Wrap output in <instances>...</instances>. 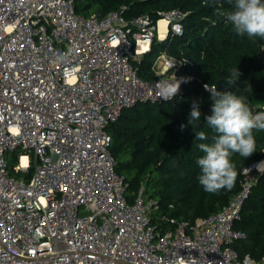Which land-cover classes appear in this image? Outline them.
Wrapping results in <instances>:
<instances>
[{
    "label": "built area",
    "instance_id": "2783aa9c",
    "mask_svg": "<svg viewBox=\"0 0 264 264\" xmlns=\"http://www.w3.org/2000/svg\"><path fill=\"white\" fill-rule=\"evenodd\" d=\"M124 9L83 16L74 0H0V264H264L231 247L245 237L233 224L264 157L242 170L228 205L193 223H154L142 187L128 200L107 125L139 101H164L159 80L192 75L166 50L149 80L134 64L155 35L182 34L184 13L162 16L160 38L159 20Z\"/></svg>",
    "mask_w": 264,
    "mask_h": 264
},
{
    "label": "trees",
    "instance_id": "16d2710c",
    "mask_svg": "<svg viewBox=\"0 0 264 264\" xmlns=\"http://www.w3.org/2000/svg\"><path fill=\"white\" fill-rule=\"evenodd\" d=\"M264 2V0H262ZM78 14L104 16L125 6L122 14L131 19L148 15L153 22L166 13L179 9L182 34L151 41L148 51L134 64L143 79L154 77L152 66L162 50L183 58V72L192 78L182 83V92L170 100L139 101L122 110L120 117L106 127L111 136L109 151L116 162V172L127 183L131 202L142 187L153 202L151 218L162 226L161 217L193 223L228 205L241 190L245 174L242 170L264 157V130L253 129L254 152L247 158L233 153L230 157L238 172L231 190L206 192L199 184L202 171L197 161L203 155L200 143H213L216 133L207 124L212 114V94L231 91L242 97L252 112L264 107V37L239 35L227 18L234 11V0H74ZM240 76L233 85L225 80L233 69ZM198 105L200 120L190 124V112ZM181 125H185L181 130ZM204 131L207 140H196V132ZM14 160L9 161L13 165ZM32 171H29L27 177ZM233 228L245 237L236 238L231 247L240 256L249 254L255 261L264 257V169L257 174L245 197L240 217Z\"/></svg>",
    "mask_w": 264,
    "mask_h": 264
},
{
    "label": "clouds",
    "instance_id": "9594fccd",
    "mask_svg": "<svg viewBox=\"0 0 264 264\" xmlns=\"http://www.w3.org/2000/svg\"><path fill=\"white\" fill-rule=\"evenodd\" d=\"M234 11L227 14L228 20L239 35L247 34L249 37H264V2L262 0H234ZM175 66L169 61L168 68ZM240 76L239 71L233 69L225 80L227 85H233ZM189 78L181 77L179 80L173 74L171 80H159L155 87L157 97L164 100L172 99L181 86ZM209 87L205 85L207 90ZM212 114L206 117L207 124L216 133L213 143H200L198 148L203 155L197 163L201 168L199 184L209 193L221 189L231 190L237 180L238 172L231 162V155L238 153L242 157H249L255 150L256 140L253 129L264 130V111L253 113L245 100L231 91L219 92L211 89ZM201 112L194 104L190 112V124L199 121ZM185 125H181L183 130ZM204 131L196 132V140H207ZM175 264H186L182 257Z\"/></svg>",
    "mask_w": 264,
    "mask_h": 264
},
{
    "label": "bare ground",
    "instance_id": "6f19581e",
    "mask_svg": "<svg viewBox=\"0 0 264 264\" xmlns=\"http://www.w3.org/2000/svg\"><path fill=\"white\" fill-rule=\"evenodd\" d=\"M158 25H159V28H158L159 37H163V33H165V29H166L165 28L166 27L165 19L164 18L159 19ZM145 43H146L145 41H140L139 45L145 47V45H146ZM263 165H264V162L262 161L259 163L258 168L259 169L262 168Z\"/></svg>",
    "mask_w": 264,
    "mask_h": 264
},
{
    "label": "rangeland",
    "instance_id": "374dc122",
    "mask_svg": "<svg viewBox=\"0 0 264 264\" xmlns=\"http://www.w3.org/2000/svg\"><path fill=\"white\" fill-rule=\"evenodd\" d=\"M160 66H161V60L160 59H158L157 61H156V63H155V65H154V69L155 70H159L160 69ZM18 152H20V151H16V152H14V153H10L9 155H8V161H10L11 159H13L14 160V162H13V165L17 162V154H18ZM29 154H32V151H27ZM264 167V166H263ZM13 173V172H12ZM14 174V173H13Z\"/></svg>",
    "mask_w": 264,
    "mask_h": 264
},
{
    "label": "crops",
    "instance_id": "0c3cea01",
    "mask_svg": "<svg viewBox=\"0 0 264 264\" xmlns=\"http://www.w3.org/2000/svg\"><path fill=\"white\" fill-rule=\"evenodd\" d=\"M163 35H164V33H163ZM160 38H162V37H160Z\"/></svg>",
    "mask_w": 264,
    "mask_h": 264
}]
</instances>
